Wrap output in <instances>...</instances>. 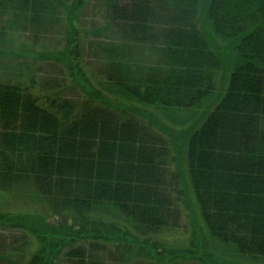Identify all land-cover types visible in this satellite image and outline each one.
Listing matches in <instances>:
<instances>
[{"label": "trees", "instance_id": "trees-1", "mask_svg": "<svg viewBox=\"0 0 264 264\" xmlns=\"http://www.w3.org/2000/svg\"><path fill=\"white\" fill-rule=\"evenodd\" d=\"M91 1L104 9L102 25L86 31L104 84L95 87L79 64L72 68L89 96L56 80L39 93L32 75L29 84L0 78V191L10 198L33 188L49 217L0 209V264H206L192 247L162 252L93 214L115 211L144 234L177 222L169 144L136 115L123 116L141 108H121L117 98L191 110L215 93L227 52L226 87L185 131L187 173L210 236L264 258V0H0V36L39 41L66 11L68 46L80 59L76 37ZM201 16L226 46L212 45ZM18 233L34 234L39 247L22 251L30 240Z\"/></svg>", "mask_w": 264, "mask_h": 264}, {"label": "rangeland", "instance_id": "rangeland-1", "mask_svg": "<svg viewBox=\"0 0 264 264\" xmlns=\"http://www.w3.org/2000/svg\"><path fill=\"white\" fill-rule=\"evenodd\" d=\"M64 13L65 22H61V26L49 31L39 41H35L27 32H10L3 37L0 36L1 79L10 80L15 83L21 82L29 84L30 76L32 75L36 78L35 88L39 93L48 89L45 88L44 83L49 82V80H56V84L63 86L66 84L69 85L68 92L71 94L89 96L88 93L86 94L88 92L86 87H82L78 83L77 72L72 68V65L76 67L79 64L83 73H85L95 87H100L106 82V78L99 72V70L101 71V64L103 63L102 59L94 57V54L90 51L89 42L92 37L86 34V31L93 23L102 25L103 7L95 1H91L81 13L82 26L80 28V22L77 23L80 32L78 37H76L81 46L79 52L80 59L76 57V47H73V45L68 46L69 21L67 18L68 14L66 11ZM200 23L212 45H217L220 48L226 46V42L213 32L204 16H201ZM233 58L234 54L227 52L224 62L225 66H223V70L218 75V79H215L217 84L215 93L206 98L197 107L188 111H163L152 106L134 103L126 98L123 100L116 96L121 108L132 105L141 108L140 113L126 110L127 114L123 112V116L127 117L129 114L136 115L137 118L146 122L150 130L165 137L169 144L170 153L167 159L169 169L178 176V179L170 176V180L172 184L179 183L178 190L181 192L175 191L173 193L176 201L174 209L178 215H175L174 212L173 214L177 218V222L157 232L144 234L126 219L120 217L118 213H115V211L107 212L104 207L95 211L93 214L95 217L105 220L109 219L111 222L120 223L123 227H129L139 237L141 243L159 244L162 252H165V250L177 251L192 247L197 253V257H204L206 259V264H264V258L257 260L244 258L238 255L232 246L223 245L210 236L201 218L187 173L185 131L193 126H198L211 106L218 100V96L227 85V69L232 65ZM104 89L102 93L107 94L108 92ZM181 183H184L183 186ZM3 193L0 191V209L10 206L21 212L31 214L39 213L49 218L46 214V207L48 205L36 195L33 188H28L22 193L13 192L10 198L6 197ZM57 219L50 217L48 222L58 223ZM3 233L9 236V232ZM18 234L20 237L24 236L21 235L22 233ZM24 237L27 242L30 240V245L28 248L21 249L22 251L27 253L39 247L40 241L34 234H28ZM8 239L10 241L11 238ZM134 256L136 257V255ZM178 258L181 257L175 258L174 262L179 263L181 260H177Z\"/></svg>", "mask_w": 264, "mask_h": 264}]
</instances>
